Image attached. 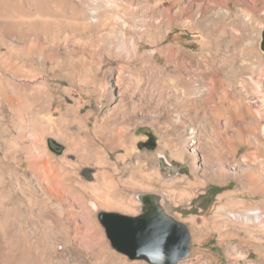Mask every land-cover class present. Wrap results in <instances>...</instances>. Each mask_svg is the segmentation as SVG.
<instances>
[{"label": "rangeland", "instance_id": "obj_1", "mask_svg": "<svg viewBox=\"0 0 264 264\" xmlns=\"http://www.w3.org/2000/svg\"><path fill=\"white\" fill-rule=\"evenodd\" d=\"M240 15L250 50L225 39ZM263 29L264 0H0V264H151L113 249L96 218L139 215L142 192L189 227L176 264H264V220L226 216L264 213V149L229 141L209 110L226 92L261 115L236 127L264 144Z\"/></svg>", "mask_w": 264, "mask_h": 264}, {"label": "water", "instance_id": "obj_2", "mask_svg": "<svg viewBox=\"0 0 264 264\" xmlns=\"http://www.w3.org/2000/svg\"><path fill=\"white\" fill-rule=\"evenodd\" d=\"M259 48L264 53V29ZM47 146L56 155L63 150L55 140H47ZM158 160L161 170L177 171L164 155L160 154ZM137 198L142 203L137 216L116 210L97 211L96 218L110 246L130 260L143 259L151 264H176L187 258L191 245L187 224L167 211L161 193L142 192Z\"/></svg>", "mask_w": 264, "mask_h": 264}, {"label": "bare ground", "instance_id": "obj_3", "mask_svg": "<svg viewBox=\"0 0 264 264\" xmlns=\"http://www.w3.org/2000/svg\"><path fill=\"white\" fill-rule=\"evenodd\" d=\"M254 1H256V0H254ZM222 11H223V14L225 16H227L229 13V11L227 9H223ZM241 16L242 15H240L238 17H234L233 19H231V21H229L227 23V27H228L227 30L228 31H225V37H226L225 39L226 40L228 39L229 42L233 43L232 46L236 45L241 51L243 49L245 51L252 46L254 39H255V34H254L253 22H251L252 21L251 16L249 17V15H247L251 21L246 16H242V17ZM228 32H230L229 35H228ZM238 34H240L242 36V38L238 37ZM120 41L124 42L123 39H120ZM122 45L125 46V44H122ZM211 102H213V99H211ZM186 103L188 105H191V107H193L194 103H195V99H191L189 101H186ZM224 103L229 104V107L233 111L232 113L226 114L224 107H223ZM209 110L212 111V113L213 112L216 113L217 123H219V121H220L221 125H222L221 126L220 124H217V129L223 135L230 136V138L227 137L229 139V141L235 140L237 143L247 142L253 146H257L259 149H261V148L264 149V144H261L256 139L255 136L249 135L248 138L245 139V138H243V136H241V134H239V131H238L239 129L236 127V119H241V116L243 115V117H246L247 119H249V121H250L249 123H251L253 126H249V125L246 126L244 124L243 125L246 127L247 131H252L261 125V115H259L258 113H256V114L252 113L248 107L239 108L236 105L235 101H233V100L231 101V99H229L226 92H222V94H220V96H218V104L210 106ZM165 143L168 144L169 139L166 140ZM187 143L194 146V141H192V138L190 139V141H187ZM111 205L112 206H120V207H122L124 209H128V210L132 209L131 208V202H126L124 200L122 201L120 199L111 200L110 204H107V207L108 206L110 207ZM89 247H91V245H89ZM111 258H113V257L109 256L107 262L110 261ZM101 260L104 261L103 257ZM107 262H105V263H107Z\"/></svg>", "mask_w": 264, "mask_h": 264}, {"label": "built area", "instance_id": "obj_4", "mask_svg": "<svg viewBox=\"0 0 264 264\" xmlns=\"http://www.w3.org/2000/svg\"><path fill=\"white\" fill-rule=\"evenodd\" d=\"M199 16V13L196 16ZM190 16V15H189ZM228 220L242 222L246 224H254L264 220V213L259 209L252 210H229L226 212Z\"/></svg>", "mask_w": 264, "mask_h": 264}, {"label": "crops", "instance_id": "obj_5", "mask_svg": "<svg viewBox=\"0 0 264 264\" xmlns=\"http://www.w3.org/2000/svg\"><path fill=\"white\" fill-rule=\"evenodd\" d=\"M204 88L200 85V82L196 84V88H193L192 91L195 93L197 90L199 92V94L196 95H202L201 94V90H203Z\"/></svg>", "mask_w": 264, "mask_h": 264}, {"label": "flooded vegetation", "instance_id": "obj_6", "mask_svg": "<svg viewBox=\"0 0 264 264\" xmlns=\"http://www.w3.org/2000/svg\"><path fill=\"white\" fill-rule=\"evenodd\" d=\"M89 171V170H88Z\"/></svg>", "mask_w": 264, "mask_h": 264}]
</instances>
